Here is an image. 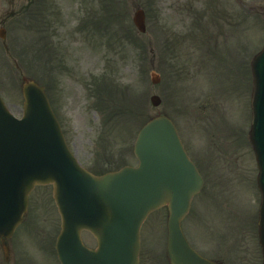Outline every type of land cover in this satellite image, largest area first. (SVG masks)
Instances as JSON below:
<instances>
[{"label":"rangeland","instance_id":"1","mask_svg":"<svg viewBox=\"0 0 264 264\" xmlns=\"http://www.w3.org/2000/svg\"><path fill=\"white\" fill-rule=\"evenodd\" d=\"M71 1L72 0H65L66 3H70ZM86 1V12L91 8L97 15L100 14L101 17L106 15L107 20H109V23L103 24L101 26L99 33L97 31L90 33L86 32V35L79 37L78 42L75 41L73 43L70 41L68 44H63L62 42L59 44V46H52L53 49H49V45H52V42L49 40V36L52 34V29L46 30V26L44 24L40 25L37 22L34 24L37 26L34 29L30 28V22L27 24L29 26L28 28L26 25H23V27L22 24L26 21H29L26 20L22 21L19 26H14L15 24L13 23V25L9 28L6 47L7 49L0 44V62L2 61L0 91L8 100L12 110L17 114L21 112L23 97L14 85L19 82L20 78L12 64L15 56L22 62L21 76H40L43 73V69H48L46 65L49 60H47L46 56L48 55L51 58L53 53L54 56L50 62L54 61V63L59 67L65 66L66 68L70 67L71 69L76 70L78 73L77 75H70L72 77L70 79L72 82L70 85L73 84L71 86V89L73 88V90L71 93L69 92L67 99L64 96V100L66 99L64 101V105L67 103V106H64L63 110L65 113V120L70 123L67 127L68 132L70 136L73 137L80 145L84 154L87 151L86 146L84 147L85 136L88 134L92 139L95 135L99 134V131H97L96 134H90L88 128L91 127L96 131L97 127L95 126H99V121L102 120L101 117H98V115L87 111V104H83L82 100L86 98V94L83 91L84 89L79 87V79H76L75 77H80V75L84 77V71L93 72L95 69L100 67L102 68L104 64L109 62L110 66L114 68V78L115 81L117 80V86L119 88L127 91H131L132 89L134 92L138 90L143 92L140 97L137 96V94H133L131 96L133 100L126 104L132 105L130 114H128L127 118L119 115L118 125H123L124 120L127 123L122 126V129L118 130V136L121 134L124 128L125 131L123 132L122 136L126 132H131L134 130L135 127L138 126V124L143 119H145L146 116L157 115L160 111H162V107L154 108L151 105L148 95L151 96L152 94L157 93L158 90L160 92L162 88L160 85L158 86L152 84L151 73L152 68L159 72V51L161 49L159 32H162L163 30L162 26L160 25L163 24V15L160 12V7L163 0ZM136 3L147 10L146 14L148 32L145 36L140 34L132 24V16ZM170 4L174 5L173 1H171ZM40 10H42L44 13L40 15L48 14L47 8ZM2 12L3 10L0 9V15ZM168 20H172L171 22H175L174 24H177L178 22L176 15H169ZM112 26L119 27V30H112ZM263 26L264 23L260 26L261 40L264 39ZM127 29H129V32ZM169 31L171 32L172 30ZM228 35L229 43H233L238 40L237 33L234 32L233 34L230 30L228 31ZM247 36L250 37L248 39L252 40L259 37L260 35L254 31H251L250 34L245 35V37ZM243 37L244 36L242 34L241 38ZM30 39L34 40L33 43H36L32 44ZM108 43L111 44V49H108L106 45H104ZM184 54H187L186 51ZM151 60L152 62H150ZM17 63L20 64L19 61H17ZM168 76L170 77L169 74ZM39 79L43 81L46 80V78ZM201 79L205 82L204 77ZM63 82L67 83L69 81L64 79ZM123 99L125 102L126 97H124V95ZM136 102H141L140 104L146 103L148 110L142 113L141 108H137L135 106L137 104ZM183 103L187 104V102L184 101ZM238 105L241 109L242 104L239 103ZM168 109L171 110L172 106H169ZM216 110L217 111L213 114L214 122H217L220 119L219 117H222V115L224 116L223 119H226V117L230 119L234 118L235 114H237L235 103L232 99H227L225 102H219L218 108ZM84 130L87 131L86 135L83 133ZM113 136L114 139H117L118 145V143L122 140V136L121 138H117L115 134H113ZM245 152L243 154L239 153L240 166L243 167V169L248 173H255L256 166L251 151L247 149ZM211 158L214 159L212 155ZM203 170L207 169L204 168ZM210 187V185L206 187V195L202 194L195 199L194 211L189 219L185 222V225L188 228L186 229L188 230L189 236L192 237L193 234L196 235L199 238V241H196L199 242L198 244L200 246L212 245L211 238L213 227L211 223H206L207 220L205 217H203L207 215V212H210L209 207L203 202L207 201L209 198L208 194H211L212 190ZM50 193L51 189L42 188L36 194H34L31 199L32 212H35L37 215V226L39 229H48L55 223V221L57 223V220L59 219L56 212V205L54 204ZM237 194L238 188H232V201L234 196ZM41 197H44L43 202L40 200ZM243 198L248 201L251 200L249 205L254 209L256 208L255 213H257L259 204L257 191L255 192V195L252 192H245ZM245 199L242 200L243 204L246 203ZM214 214L218 216L216 212H214ZM209 216L207 215L209 222H211L210 219L213 217ZM150 217L151 218L147 220L143 227V244L145 249H143L142 254L144 256V264H163V257L161 255L163 254V249L166 243L167 210L163 208L155 212ZM221 221H223V219ZM216 222H220L219 216ZM218 225L220 226V223ZM213 230L217 231L215 226ZM147 249H154V253L147 251ZM160 249H162L161 252ZM155 251H157V253ZM45 256L46 255L43 254L41 258L47 261L48 259Z\"/></svg>","mask_w":264,"mask_h":264},{"label":"water","instance_id":"2","mask_svg":"<svg viewBox=\"0 0 264 264\" xmlns=\"http://www.w3.org/2000/svg\"><path fill=\"white\" fill-rule=\"evenodd\" d=\"M264 59V56L262 57L261 61ZM264 81V78L262 79ZM262 94L264 96V84H262L260 82V79H258L257 81V99H258V96ZM28 95V94H27ZM31 108H32V105H31ZM163 119V118H162ZM161 119V120H162ZM164 120V119H163ZM6 127V126H5ZM7 130H6V134H4V139H6V135L7 133L10 132V128L9 127H6ZM149 128V127H148ZM151 130V129H150ZM149 130V131H150ZM160 132V131H158ZM176 141H172V142H169V144H172V145H175L174 148H177L178 149V153H182V149H181V146L179 145L178 143V140L177 138L175 139ZM0 147H1V143H0ZM161 148V147H160ZM50 152V151H49ZM48 152V153H49ZM180 153V154H181ZM62 154L66 155L65 152H63ZM3 156L1 157L0 156V160L1 158H3L4 161H15V160H18L22 157V159H24L26 157V153L24 152V149L22 148H19V147H16L14 150H11V149H7L5 151V153L2 154ZM21 155V156H20ZM181 157L183 159L184 158V155L181 154ZM191 174H193V168L192 170L190 169L189 165L187 164ZM34 178H37V177H34ZM194 179V182H195V185L199 184V179L197 177V175L195 176H191L190 178V181H193ZM25 181V180H24ZM58 182V179L55 180V184L56 186L59 185ZM25 185V182L23 184V180L20 182V188H22L23 186ZM160 189V188H159ZM157 190V195H156V199L152 202V204H150L149 206H145V205H142V207L140 208V211H139V216L135 219V229H134V236L132 233H128L124 236H122V239L124 241H126V243L129 245V247H131V249L133 248V252L135 253V257L137 256L136 252H137V249H138V246H139V234H138V231H139V226L141 224V221L142 219L144 218L146 212H148L151 208H155V207H159L161 206L163 203H165L164 201H162V191L161 190ZM197 189V188H196ZM186 194V192H185ZM189 194V197L192 196V193H188ZM116 198V197H115ZM112 200H114V197L112 196ZM59 201V199H58ZM182 203V199L180 201H178V203ZM65 211H67V209H65ZM102 215V210H99V214L97 216V218H99L100 216ZM181 215L180 214H177L175 215V218L173 221H178L180 220ZM119 218L117 220L116 223H114V220L109 224V226L107 227V229L105 230V236L104 238L107 239V236L111 233V231L118 225L119 226ZM178 222L176 225H174V233H175V236L174 238H177V235L178 233H180L179 231V227H178ZM94 223L92 222L90 224V226H93ZM183 243V242H182ZM172 244V243H171ZM176 244V242H175ZM185 245V251L184 252H181V250L183 249H180L178 246H175L174 244L170 245V252H169V256H170V261L172 264H207L205 262H201V260L199 261L196 257H194L191 252L188 251V246L183 243ZM136 261V258L133 259V261L130 262V260L128 262H130L129 264H132V262ZM98 264V263H96Z\"/></svg>","mask_w":264,"mask_h":264}]
</instances>
